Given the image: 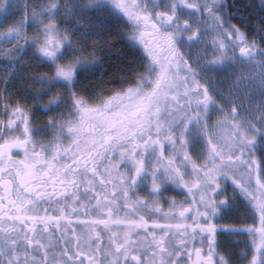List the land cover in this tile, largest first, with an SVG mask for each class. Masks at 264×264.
Returning a JSON list of instances; mask_svg holds the SVG:
<instances>
[{
	"label": "snow or ice",
	"instance_id": "obj_1",
	"mask_svg": "<svg viewBox=\"0 0 264 264\" xmlns=\"http://www.w3.org/2000/svg\"><path fill=\"white\" fill-rule=\"evenodd\" d=\"M0 264H264V0H0Z\"/></svg>",
	"mask_w": 264,
	"mask_h": 264
},
{
	"label": "trees",
	"instance_id": "obj_2",
	"mask_svg": "<svg viewBox=\"0 0 264 264\" xmlns=\"http://www.w3.org/2000/svg\"><path fill=\"white\" fill-rule=\"evenodd\" d=\"M244 2L246 3V2H247V0H244ZM255 3H258V1H257V0H255Z\"/></svg>",
	"mask_w": 264,
	"mask_h": 264
},
{
	"label": "rangeland",
	"instance_id": "obj_3",
	"mask_svg": "<svg viewBox=\"0 0 264 264\" xmlns=\"http://www.w3.org/2000/svg\"><path fill=\"white\" fill-rule=\"evenodd\" d=\"M258 1V3H259V0H257Z\"/></svg>",
	"mask_w": 264,
	"mask_h": 264
}]
</instances>
